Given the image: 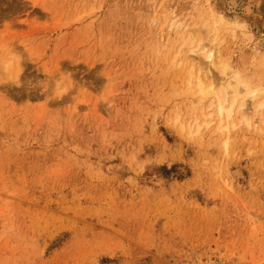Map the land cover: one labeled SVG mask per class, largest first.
Returning <instances> with one entry per match:
<instances>
[{
  "label": "rangeland",
  "instance_id": "1",
  "mask_svg": "<svg viewBox=\"0 0 264 264\" xmlns=\"http://www.w3.org/2000/svg\"><path fill=\"white\" fill-rule=\"evenodd\" d=\"M252 1L218 56L263 87ZM219 2L0 0V264H264V124L180 130L213 97L167 27L211 46Z\"/></svg>",
  "mask_w": 264,
  "mask_h": 264
},
{
  "label": "bare ground",
  "instance_id": "2",
  "mask_svg": "<svg viewBox=\"0 0 264 264\" xmlns=\"http://www.w3.org/2000/svg\"><path fill=\"white\" fill-rule=\"evenodd\" d=\"M241 1L243 4L240 3V11H242L241 13L244 15H249L251 10L254 8L258 9L261 6L260 2H254L252 0ZM218 8L221 12L210 11L212 22L205 21L204 23L196 24V26L199 27L200 32L206 33L207 30L209 36L214 35L212 37L211 46L205 44L207 39H198L196 36V30L189 31L187 30V27L182 26V23L176 22L174 19L170 21L169 26L167 27L169 32L174 31V33H179L181 36L179 45L175 46V48H177L175 57L178 58L182 54L181 59L185 61L184 64L190 73V79L188 80L189 84H192L191 81L194 79L195 75V91L193 90L192 92L199 94L202 99L209 96L213 97L212 103L207 107L208 110H212V112L204 114L202 121H200L199 118H195L189 124H182L180 126V130L186 132L187 135L198 134L201 127H209L214 122V118H217L218 120L217 130L221 132L227 131L228 125L224 124L226 122H231L236 113L241 114L240 123H244L248 128H250L252 124L248 119L250 115H253L264 124V86L249 87L242 80L238 71H234L227 61L222 60L218 56L219 38L217 32L221 30L226 23H229L223 12L230 11L232 14L237 15L239 12L237 8H240L239 2L238 0H220ZM238 20L240 19L230 23L239 28L243 23L239 24L237 22ZM184 30L189 32L186 33L189 35L182 34ZM260 33L261 34L257 35H259V39L264 45V34L262 32ZM187 43L189 44V47L192 48L188 49L185 53L184 49ZM257 51L260 50L257 49ZM190 56H194V58ZM195 56L197 58H195ZM14 65L18 68L16 62ZM3 66L4 71L7 72L10 70L12 63L9 60L5 62ZM214 92H216V94H214ZM204 110L203 107L200 108L201 115ZM234 126V124L231 125L232 128Z\"/></svg>",
  "mask_w": 264,
  "mask_h": 264
}]
</instances>
